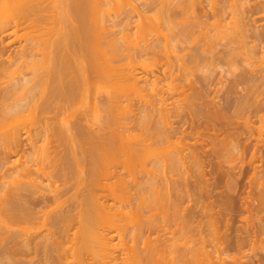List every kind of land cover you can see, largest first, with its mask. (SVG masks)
Segmentation results:
<instances>
[{"label": "rangeland", "instance_id": "1", "mask_svg": "<svg viewBox=\"0 0 264 264\" xmlns=\"http://www.w3.org/2000/svg\"><path fill=\"white\" fill-rule=\"evenodd\" d=\"M18 1H20V0H18ZM21 1L18 4H21ZM49 1L50 0H48V2ZM53 1H52V3H48L47 5L52 8L51 10H53V8H54L55 12L51 11L49 9V7L46 9H49V11H51L53 13H58V11L60 10L59 8H60L61 4H59V8L57 6H58V3L62 2V0H58L57 6H56L58 8V10L53 5L54 3L56 4L55 0H53ZM86 1H84V2L87 4ZM92 1H98V0H92ZM113 1L114 2L118 1V4L114 3ZM113 1L112 2L114 5L111 4L112 2L111 3L108 2V4H109L108 6H110V7H105V8H109L108 12L110 13V15L108 17H106V19L108 18L106 23H105V24H107L106 26H103L104 24H102V26L99 25L100 21H98L99 18L97 19L96 16L100 17V15L93 16L94 13H93V15H90L92 13H89L86 11H85V16L80 15L81 17H78V18L76 17V15H79V14H72L71 15L72 17L69 15L70 17L68 16V18L71 20V22L69 21V19L67 17H66L65 21H64L65 18H63V21L65 23L62 22V17L61 16L59 17L58 14H55V15L52 14L53 17H55L54 20H53L52 15H51V18L49 16H48L49 18L46 17L47 15L43 18L42 17L43 15H40L42 12H40V14L37 13V9H39V8H37L39 6L38 3H40L41 1H38V2H36V0L31 1V4H29L30 3L29 0H28V3L25 1L27 4H29L26 7L27 9H30L28 7H30V5H32V2L33 3L36 2V4H33V6L38 5L36 7L34 6V8H36L37 14L36 13H35L36 15L33 14L35 12V10L33 11L34 8L32 6L31 10L33 12L31 13V10H29L30 13L28 15L26 14V18H28L29 15L31 16V14H33V16L31 18L35 17L37 19V18L41 17L43 19H45V18L46 19L42 20L43 22L40 21L41 22L40 24H37V23H39L38 22L39 19L37 21H36V19L34 21L32 19L31 20L29 19L30 21H33L32 23L31 22L29 23L33 27L32 26L30 27L28 24H25V23H28L29 20H27V22L25 21L24 24L23 23L19 24L18 27H15L13 29L15 32H13V34L11 36L12 38L6 37V39L0 43L2 45L6 44V41H8V39H10V43H9L10 45L6 46L5 49L3 50V52L5 53L4 56H7V54H11V53H9V49L11 47L12 48H14V47L20 48L21 46L27 44L26 42H28V40H29V42L32 41L33 44H35V42H36V44L38 46L41 45V47L43 48L46 43L48 46V43H51L53 40H55V37H58L57 36L58 34L63 33V31L65 30V29H63L64 27H66V33H68L67 32L68 30L70 31L71 27H72L71 31H74L76 33V35H74L75 33L69 32L68 33L69 35L68 34L65 35L67 38H68V36H71V37H69L70 42L69 41L68 42H69V44L71 43L70 47L72 50L75 49V51H76V49H78V47L80 45V41H79L80 38H78L77 34L80 37V35L82 33H84V37L86 38V40L88 39L87 41L91 40L93 42V43L89 42V44H87L88 47L85 45V47H84L85 52H83L81 54H79L80 52H78V50L75 52V54H76V55L74 54L75 59L72 58L73 63H71V64H74V62L76 61L75 63L77 65H74V66L72 65L74 68V70H73V68L71 69L73 74L68 76V77H70V80L72 79V77H74V79L72 80L73 82L70 81V83L75 88V89L72 88L75 90L74 91L75 94L77 92V93H80L79 94L80 96H82L81 98H83V101L81 103H78V104L76 103L74 105H71L72 104L71 103V104H69V107L65 106L66 108L62 107V106L60 107L57 104H53L54 106L52 104H50L51 107H49L50 105H48L46 109H45V105H44V107L40 106V107H37L38 109L36 108L35 110H32V111H27V110H25L26 108H24L25 111H23V117H22V120L20 122L13 123V124H10V123L7 124L6 123V127L3 129L4 132L3 131L2 132L3 133L6 132L7 134H9V133L13 134V133L18 132L20 146L17 148L16 151H11L8 153L9 157L7 158L8 159L7 163L4 164V167H2V164H1L2 163L1 161L3 158L1 156V160H0V162H1L0 163L1 164L0 165L1 166L0 167V184H1V182H3L2 183L3 185L2 184L0 185L1 186V188H0V194H1L0 195V208H2V209H0V216H1L0 218H2V216L4 214L5 210L3 211V209H7V208H5V204H6V202H8V199H9V196H7L6 194L5 195L7 197L5 198L4 193H6V190H7L8 191L7 193H9V191H10L12 194L13 191H11L10 188H13L14 185H16V186L18 185V187H19L20 185L22 186L24 184L29 185L32 183L35 184L37 182H41L42 184H39V186L41 188V192L45 193L44 195L53 194L55 192L58 193L60 190H62V193L60 191L59 195L58 194L57 195L59 196V198L61 195L60 199H63V198L64 199L63 200L56 199L55 201H57L58 203L56 202L57 204H56V206H54L53 210H56V208L60 209V207L63 206L62 204L67 206L66 204L70 200V199L68 200L67 197L68 198H74L75 197V196L71 197V194L75 193L74 188H76L77 190H79L80 192L83 193L85 191V189L87 188L86 190H88V187H89L92 191H94L92 193H94L95 197H97L100 194L99 199L102 202L103 201V199H102L103 195L105 194L104 192H102V188H105L104 183L110 179V178L107 179V177H109V175H110L109 174L110 170L114 169L113 164H111L110 160H107V158H106L108 156H116V169H115V171H116V192H118V189L120 188V185L123 182L122 185L126 186V188H128V190H130L129 191L130 200H127L126 198L122 199L119 197V195L118 196L116 195V201L114 203H113V201H111L109 199L107 200V203L114 204V205L115 204L116 205H120V204H123V205L127 204L128 205L129 204V205H132V207H134L135 205H138V204H140L139 206H141L142 203L145 204L147 202V206L148 205L150 206V204H151V206H154V202H155V204L157 203L156 199H157L158 195H160V193H162V195H164L163 194L164 189L166 192L168 190V187L169 188L171 187L170 188L171 191H174L176 187L181 188L182 184H180L181 181H180L179 176H178L180 174L179 169L181 170L182 167H184V166L186 167L187 165H185L184 163H183V165H181L180 161L183 160V158H184L183 162H185L187 159H189V160L191 159V157H189V156H188L189 158L186 157L187 159H185L184 156H186V154H187L186 152H188L186 150H188V148H197V149H200V150H198V152H199V154H201L200 151H201V149L204 148L202 152L203 153L205 152L206 154L204 153V155L202 154V156L201 155L199 156L200 163L201 162L202 163H201V166L199 165L200 168H197V169H200V170L202 169L201 172L199 171V174L204 175L202 177V178H204L203 180H206V181H204V182H206L205 183L206 186L204 184V189L206 187L207 189H205V190H208V191H205L203 189L205 192L203 195L206 197H204L203 195H200L198 193L197 197L200 195L198 198V201L199 202L201 201L200 205H202L203 207H204V203L208 202L209 203L208 206H210L212 208L211 210L210 209L209 210L214 211V212L212 211V214H215L218 212L217 214H215L216 216L214 215V220H215L214 224L217 225L214 227L218 228V229L217 228L216 229H217V231L219 230L220 234L225 233L224 236L226 235L225 236L226 242H225V246H224L225 247L224 252L225 253L227 252L226 254H228V255L232 254L231 256L234 255V256L238 257V259H240V262L243 264H257V262H255V261H257V260H255L256 257L254 255V252H252L250 246L252 245L251 243H252L254 238H255L254 240H256L258 237V240H256V242H259V240H260L259 238L260 237L262 238V236L264 237V234L262 232H260V230H259V229H261V231H263L264 228H259L256 225L257 220H259V219L264 220V190H263V188H261L262 191H261V189H259L261 191V193L258 189L257 190L259 191V193L257 190L255 191L254 189L257 187L251 185L250 180L253 179L252 182L257 181V184L258 183L264 184V139H263L264 138V125L262 124V123H264V120H263L264 119V110H263L264 104H263V102H261L262 100L259 101L262 103L259 106H261V107L263 106V108L260 107V109L263 110L262 112L260 110L259 113H256V111H254V109H252L253 106L251 109L249 108L250 110L245 112V110L248 109L247 108L248 106L246 105V107L245 106L242 107L243 106L242 104H244L246 99L244 100V98H243L244 102L242 103L241 97H244L243 96L244 92H247V90L244 88L246 85V82L244 83L245 85L241 83L243 81L237 82V80L240 79V76H242V71L245 72V70L248 69V67L251 68V66H249L250 64L248 65L249 61H246V60L250 59V62H251V60H253L255 58V60H253L255 62L253 65L255 67L254 68L255 72L259 67H260L259 69L260 70L262 69L264 72V68H262L264 66V46H263V49L261 50L262 52L259 51L261 53H258L257 56L254 55L253 59L250 57H248L249 59H246L247 56L244 55L245 56L244 57L242 55L243 53H241V51L239 50L240 48H246L245 46L242 47L243 44L245 43L244 45H247L251 42L250 40L253 39L252 31L250 33H248L245 30V33H244L243 29H245V28L242 29L241 28L242 26L241 27L239 26L240 23L244 24V22H242L244 18L241 19L242 21L238 20L239 18L243 17V15L245 16V14H242V13L246 12L247 7H249V6H247L248 4H250V6L252 5V3H250L251 0L250 1H248V0H179L178 2H176L177 0H170V1L169 0H164V1L163 0H156V1L155 0H141L142 2L140 0H138V1L137 0H134V1L133 0H116V1L113 0ZM125 1H127V2H125ZM232 1H233V5L236 4V5H234L235 8L233 7V5H231ZM234 1H236V2H234ZM254 1L257 2L256 0H253V3H254ZM260 1L258 0L257 4H259L258 6L262 5L261 7L263 9H261V7H259V10H261L260 11L261 13L257 12V14H255V17L257 19L256 24L259 27H262V32H263L264 26H262V25L264 24V15H263V17L261 15L264 14V0L263 1L260 0ZM14 2L9 1L8 4L11 7L13 6V4H15V6H17L16 1H14ZM43 2L42 3L46 5L47 2L46 1H43ZM67 2H69V1L65 0L62 3H64L66 5ZM90 2L91 1L88 0L89 4H90ZM130 2L132 5L130 4ZM132 2L134 3V6L137 7L136 9L138 11L135 8H133L134 6H133ZM26 3L22 4L19 7L17 6L18 9H16V11H18V10L20 11L22 8H24L25 6H23V5H26ZM42 3H40V5ZM91 3H93V2H91ZM126 3H128V4H126ZM175 3H177V4H175ZM50 4H52L54 7H52ZM89 4L87 6H89ZM110 4L113 5L114 8L116 7V11L113 10V7H112V10H110V8H111ZM166 4H169V5H166ZM63 5H61V8ZM67 5H68V3H67ZM157 6H161V7H157ZM164 6H166V8ZM167 6H168V8H167ZM245 6H246V8H245ZM253 6H254V4H253ZM253 6H251V7H253ZM64 7L65 6H63V8ZM131 7L133 8V11H137V12H133V11L131 12V10H132ZM251 7H249L250 11L252 10ZM19 8H21V9H19ZM26 8H24V10H27ZM128 8L130 11L128 10ZM162 8H163V10L165 9L166 13L169 11L170 12V14L168 13L169 15L172 16V14H173L171 20H173L172 21L173 24L175 21L176 25H172V23L169 24L170 22L168 23V19L166 22L169 25H167L166 22L165 23L167 26H165V25L163 26V24L161 26L158 25V23H160V21H158V20H160L159 17H161V19H162V15L165 13L164 11H162ZM216 8L219 11L216 10ZM233 8L236 10V11L234 10L235 12L233 11ZM14 9H15V7H13L12 11L11 10H9V11L10 12L14 11L13 14L17 13ZM40 9L42 11V6L40 7ZM93 9L91 8V11ZM146 9H148V10H146ZM242 9L243 10L246 9L245 12H242L243 11ZM85 10L89 11V9H85ZM140 10H142V11H140ZM221 10H222V12H221ZM23 11L21 12L22 17L25 14V12L23 14ZM49 11L46 10L45 12H43V14L49 15V13H50ZM64 11H65V8H64ZM171 11H172V13H171ZM114 12H116V13H114ZM159 12H160V14H159ZM237 12H239V13H237ZM126 13H129L130 16H129V14H126ZM234 13H236V14H234ZM68 14H69V11H68ZM73 15H74V19H73ZM234 15H235V17H234ZM166 16H167V14H166ZM193 16H195V17H193ZM236 16H238V19H235V18H237ZM128 17L129 18L131 17V19H129ZM188 17L190 19H188ZM103 18L105 19V17H103ZM103 18L100 17L101 23L102 22L104 23ZM125 18H126V20H125ZM167 18H169V17H167ZM198 18H200L201 20H199ZM58 19H60V21ZM78 19L80 21L83 20V22H82L83 24H81L80 21L78 22ZM155 19L157 20V22ZM175 19H177V20H175ZM194 19L199 20L200 22L198 21V23H197V21H195ZM233 19H235V20H233ZM14 20L15 19L13 18V19L9 20V22L10 21L12 22ZM22 20L23 19L19 20V22ZM114 20H115V22H114ZM128 20H131V21H128ZM191 20L194 22H192ZM236 20H238V22H239L238 25H235V24H237ZM235 21H236V23H235ZM259 21L260 22L262 21L263 23L260 24V23H258ZM33 23L34 24L36 23L37 26H34ZM63 23H64V25H63ZM199 23H200V25H199ZM78 24H81L80 26L83 25L84 26L83 29H85L87 27L84 31L82 30L83 32L81 34L79 31L77 32V29H76L79 27ZM233 26L236 28H233ZM8 27H10V26H8ZM185 27L187 30L185 29ZM238 27L240 28V30L242 29L241 30L242 32L240 31V33H239ZM232 28H233V30H232ZM54 29H55V31H54ZM61 29H63V30H61ZM74 29H76V30H74ZM79 29L81 31V27ZM150 29H151V31H150ZM58 30H59V32L57 33ZM109 30L111 31V35H109V33H110ZM207 30H208V32H207ZM9 31H11V30H9ZM229 31H231V32H229ZM233 31L235 32V34H232ZM225 32L227 34H229V33L232 34L233 38H230L232 36L227 37V35L226 36L224 35L227 39L224 38L223 34H226ZM246 32H247V34L251 35L250 36L251 39L249 37V41H248V35L246 34ZM107 34H108V36H106ZM86 35H88V36H86ZM214 35L215 36L217 35V37H215ZM235 35H237V36H235ZM176 36H178V39ZM208 36H209V39H208ZM66 37L63 36V38H66ZM172 38L174 40L176 39L177 42H175ZM179 38H181V39H179ZM223 38H224V40H223ZM228 38H230L229 41H228ZM183 39H184V41H183ZM231 39H232V41H230ZM34 40H35V42H33ZM109 40H111V41H109ZM113 40H115L116 42ZM225 40H227L228 45H227V43H225ZM106 41H108V42H106ZM152 41H153L154 45H155V43H157V46L153 47ZM158 41H159V43H158ZM179 41H180V43H179ZM42 42L43 43L45 42V43L43 44ZM113 42L116 43V44H114V46L116 45V48L114 46H112L113 47V49H112V47L110 45L111 44L113 45ZM168 42H169V44H168ZM174 42L177 44H175ZM182 42H183V45H181ZM237 42H239V43H237ZM206 43L208 45H206ZM232 43H233V45H232ZM235 43H236V45H235ZM73 44L78 45V46L74 47ZM229 44H231V45H229ZM38 46L35 45V48ZM72 46H73V48H72ZM173 46L174 47L176 46V47L174 48ZM41 47H39V48H41ZM86 47H87V49L85 50ZM229 47H230V49H232V48L234 49L235 47L236 48L239 47V49H237L238 51L236 50V48L234 50H235V53L240 52L241 54H239V53L238 54L242 58L240 59V57L238 55H236L237 57L230 58L228 56L229 54H226V55L223 54V53H226L228 50H230ZM203 48H206V50H204ZM37 49L33 50L32 53H34ZM115 49H116V51H115ZM40 50H44V49H40ZM110 50H113V51L111 52ZM202 50H204V51H202ZM37 51L39 52V50H37ZM37 51L35 53L37 55H34L35 57L33 56L32 59H34V61L33 60L32 61L35 62V60H37L38 63L44 65V63H42L45 61V60L43 61L44 55L41 54L42 55L41 56L40 53L38 54ZM243 52L246 53L245 49ZM208 54H211V56ZM222 54H223V56H222ZM205 55H208V56L205 57ZM214 55H216V56L214 57ZM76 56H78V57H76ZM83 56H84L85 60L82 58ZM218 56L220 57V59ZM225 56H228V58L231 61L226 57L227 61L225 62L224 61L225 59H222L223 57L225 58ZM231 56H232V54H231ZM41 57H42V59H41ZM190 57H194L192 59L193 60L195 59L194 60L195 62ZM210 57H211V59H210ZM243 57H244V59H243ZM39 59H40V61L42 60V62H39ZM85 61L87 63L84 64ZM228 61H230V62L227 63ZM35 63H37V62H35ZM38 63L36 64L38 67L42 66L40 64H39L40 65L39 66ZM82 63H83V66H82ZM195 63H196V66H195ZM80 64H81V66H80ZM86 66H88V68ZM77 67L78 68L80 67L79 70ZM91 68H94V69H91ZM244 68H245V70H244ZM80 70H81L82 74L85 76H80L81 75ZM93 71H98V72L96 73ZM251 71L253 73H255L253 70H251ZM263 72L261 73L262 75H264ZM181 74H183V75H181ZM245 74H246V72L244 73L243 79H242L244 81H245V78H244ZM133 75L135 77H138V81H137L138 83L137 84H139L138 85L139 87H138L137 92H134V90H132L129 86L130 82H131L130 77H132ZM237 75H239V76H237ZM204 76H207V78ZM76 77L78 78V80ZM182 77H184V78H182ZM203 77L206 80L205 82H204ZM177 78H179V79H177ZM193 78H195V79H193ZM202 78H203V81H202ZM208 78H209V81H208ZM50 79L52 80V78H50ZM50 79H48L49 82H50ZM232 79H233V81H232ZM235 79H236V81H235ZM56 80L57 79L53 78V81L48 83V87L50 85L51 88L53 86V89H55L56 87H57L56 89L61 88L64 81L62 83V81L57 80L58 84H59L58 85L57 82H55ZM74 80H75V82H74ZM180 80H182V81H180ZM194 80H196V81H194ZM190 81H192V83ZM200 81L203 82L204 84L201 83ZM73 83H74V85H73ZM42 84H44V82H42ZM76 86H78V87H76ZM190 86H191V88H190ZM197 86H198V88H197ZM202 87L206 88V90L204 88L202 90L201 89ZM262 87H263V89H262ZM262 87H259L258 89L260 91H261V89L264 91V84H262ZM76 88H77V90H76ZM227 88H228V90H227ZM37 89H38V92L36 90V93H39L40 87ZM41 89H43V88H41ZM258 89L257 90L255 89L254 91H258ZM227 91H229V92H227ZM260 91H258V92H260ZM202 92L205 94L202 95ZM258 92L256 94H255V92L253 93V94H255L256 99L259 97ZM192 93L194 95H192ZM188 94H190L191 97ZM186 95H188V96L186 97ZM259 95L261 96V93ZM194 96L196 97V99L193 98ZM239 97L241 98V100H239L240 99ZM261 97L263 99L264 96L262 95ZM261 97H260V99H261ZM187 99L191 100L192 103H190V104L184 103L186 101L190 102ZM232 100H234V101H232ZM178 101H180V102H178ZM235 101H237V102L239 101L240 104H238L239 102L234 103ZM263 101H264V99H263ZM254 102H256V100ZM182 103L184 104L183 105L184 107L182 106ZM185 104H187V105L185 106ZM180 106H181V108H180ZM240 107H242V109L243 108L244 109L241 110V109H239ZM234 108H237V110H235ZM59 109H61V110H59ZM224 110H226V111H224ZM177 111H178V113H177ZM215 112L217 113V119H215L216 118ZM231 113L233 115H231ZM260 113H262L263 115ZM213 115H214V117H213ZM225 115H227V116H225ZM261 116L263 117L262 118L263 122L262 121L257 122L259 119L261 120ZM66 118H68V121ZM197 118H198V120H197ZM222 118L226 119V121H224V119H222ZM60 120H61V122H62V120H66V123L68 122L69 125L71 124L70 123L71 121H72L71 125H73V122H75V125H78V127L75 126L76 129H73V130L71 128L70 129L72 130V132L74 131V134H75L74 136H76V135L78 136L77 140H79V142L81 139V138H79V136L82 137V140L85 137H87V139H89V138L91 139V137H92V140L89 139L91 142H93L94 138H96V140H94V141L99 142V144H98V142L97 143L93 142V144L90 143V145L92 146V148L94 147V149H91V147L87 148L86 144H84L83 142L80 143L82 146V149L85 151L84 152L85 154H87L89 151V152H92L94 157L96 156L95 158L101 157L100 160L101 159L103 160L98 165L97 169L94 170V173L92 171V172H90L91 174L90 173L88 174V172L86 173L85 171H83L82 173H85V174H82V173L78 174L77 169H76L77 167L75 168L74 166H72L76 170V173H77V175L75 177L74 175L70 176L71 173L65 174V172H63L64 174H62V171L59 170L60 168H59L58 164L62 162L63 158L65 160V158L67 159L68 156H70V157L72 156L71 155L72 147L67 149V147H70L69 145H71V144H69V143L67 144L66 142H63V140L64 141L66 140L67 142L69 140L66 139V136L64 135V133H63V136H65L64 137L65 139L63 138V136H61L62 134H59L60 131H62V132L66 131L67 130L66 128L69 125H67L68 124L67 123L66 124L67 126L65 127V124H63V123L61 124ZM185 120H187V121H185ZM221 120H222V122H221ZM180 121H181V123H180ZM191 122H192V124H191ZM260 122H262V123L259 124ZM248 123H250V124H248ZM183 124L187 127H185ZM62 125H64L63 126L64 129L61 128ZM180 125L181 126L183 125L182 129H181ZM259 125H260V127H258ZM194 126H196V127H194ZM69 127L74 128L73 126H69ZM163 127L173 129L171 131L172 133L170 131L168 132L169 133L168 135L171 134L170 136L163 135V130H164ZM193 127H194V130H193ZM177 128L179 131L182 130V131H186V132H184L183 134H178ZM186 128H188V129H186ZM60 129H62V130H60ZM13 130H16V131L13 132ZM174 131L176 132L175 133L176 135L173 134ZM238 131L241 132L240 133L241 136H239ZM2 132L0 134H2ZM179 133H181V131ZM186 133H187V135H186ZM233 133H235V134L233 135ZM12 134H9V136H7V137L10 138V135H12ZM180 135H182V137ZM226 136L229 139L226 138ZM233 136H235V137H233ZM236 136H238V137H236ZM61 137L63 138V140ZM240 137H241V139H240L241 142L246 140V137H247V140H246L247 143H245V144H248L249 146L245 145L243 143L244 144L243 146L244 147L246 146L244 148L242 146V144L241 145L238 144L241 142H234L235 140L237 141L238 138H240ZM235 138H237V139H235ZM217 139H218V141H217ZM252 139H254L256 141H254ZM85 140H84V142H85ZM210 141H211V143H210ZM229 141H230V143H229ZM231 141L233 143H235L234 146H232L233 143ZM219 142H220V144H219ZM94 143H96V144H94ZM226 143L228 145H226ZM183 144L186 147L188 146V148L186 149V147ZM215 144H217V146ZM87 145H89V144H87ZM256 145H257V147H256ZM78 146H80V145L78 144ZM199 146L201 148H198ZM225 147H227L228 150L232 147H236V148L239 147V148H238V150H235L236 148H234L235 154L234 153L231 154L233 149H230V151H228L227 148H225ZM181 148H183L184 150H182ZM222 148H225V150L228 151L231 156H234L235 157L234 160H232V158L227 159L228 158V157H226L227 152H225V150L223 151ZM69 149H70V151H69ZM78 149H79V147H78ZM178 149H180V150H178ZM205 149H207V150H205ZM66 150L69 152H67ZM211 150L212 151L214 150V151L212 152ZM177 151H181V153L182 152H184V153L181 156V155H179V152H177ZM175 153H176V155H175ZM220 153H221V155H220ZM67 154H68V156H67ZM212 154H213V156H212ZM93 155H91V156H93ZM58 156H60V160L58 159L59 158ZM102 156H104V158H102ZM76 157L81 158L80 154ZM167 157L170 160L167 159ZM218 157L219 158L223 157L222 161H221V158L219 159ZM224 157H226V158H224ZM241 157H242V159H241ZM173 158H175V160H171ZM56 159H58L59 161ZM179 159H180V161H179ZM225 159H226V161H225ZM53 160L56 161V163L53 162ZM168 160L171 162L172 166L169 165L170 163ZM227 160H229V161L231 160V161L227 162ZM48 162H50V163H48ZM52 162L54 164H56L57 167L54 168V166H53L54 164ZM186 163L188 164V161ZM47 164H49L51 167ZM174 164L175 165L177 164V165L175 166ZM250 164H251V166H250ZM230 165H232L233 167ZM45 166H47V167H45ZM48 166H49V168H48ZM60 166H62V164ZM43 167H44V169H43ZM189 167H190V165H189ZM254 167H256V168H254ZM52 168H53V170H55L56 168H59L58 169L59 172L56 171L57 173L54 172V174H53V172H52L53 170H52L49 173L50 174L52 173L53 177L48 178V177H51V175H49V174L47 175L43 172L48 173L49 170H47V169H52ZM190 168H191V170H189L190 172L188 173V175L190 174L192 176V174L194 172H196V176H198L197 175L198 170H196V169L192 170V167H190ZM219 168H221V169H219ZM19 169L22 170L23 172L19 171ZM83 169H84V167H83ZM186 169H187V167L185 168V170ZM6 170L9 171L11 175L8 174L9 172H6ZM43 170H46V171H43ZM62 170L64 171L63 168H62ZM222 170H223V172H222ZM191 171H193L192 174H191ZM41 172L43 173L44 176L42 175ZM66 172H67V169H66ZM72 172H73V170H72ZM103 172L105 173L104 175L106 177L101 176ZM255 172H257V174ZM39 173H41V174H39ZM93 174H94V176H93ZM254 174H255L256 178L258 177L259 180H257L256 178L254 180ZM38 175H39V177H37ZM65 175H67V177ZM78 175H80V176H78ZM189 176H187L188 179L192 178L193 182L195 181V179H198V178H199L198 180H202V179H200V177H196L194 175L193 176L196 178L193 180V177L190 176L191 177L190 178ZM88 177H89V181L87 180ZM91 177H92V179H90ZM94 177H95V179H94ZM77 178H78V180L81 179V181L80 182L77 181L76 180ZM169 179L171 181H169ZM174 179H177V181L176 180L174 181ZM71 180L73 183L71 182ZM198 180H196V181H198ZM17 181L20 184H16ZM98 181H100V185L96 183ZM172 182L175 184V186H174V184L172 185ZM255 183L256 182H253L254 185H255ZM72 184H73V186H72ZM85 184H86V187H85ZM143 184L145 185V187ZM150 184H151V186H154V187H151ZM176 184H177V186H176ZM179 184H180V186L178 187ZM208 184H210V185L208 186ZM263 184H261V185L264 186ZM64 185H66V186L69 185L68 187H70L72 189V191L69 189L70 190V192H69V190H67L66 186L64 187ZM140 186H143V189L145 188L144 190L146 193L144 192V190ZM165 187H167V188H165ZM189 187H190V185H189ZM63 188H65L67 191H65V190L63 191ZM99 188L101 189V191H99ZM150 188L152 190H150ZM159 188H162L163 190L161 189L162 191H160ZM190 188L192 189V186ZM56 189L58 191H55ZM44 190L46 192H44ZM149 190L150 191L154 190L155 191V192L153 191L154 194L157 192L156 195L152 196L155 199V200L153 199L154 201L152 203H151L152 197L150 195H152L153 192L150 193L149 196H147L148 193L150 192ZM196 192L197 191L194 192L195 195L197 194ZM201 192H202V190L200 191V193ZM211 192H212V194H211ZM65 194H67V195H65ZM194 194H193V197L195 196ZM257 194H259V195H257ZM38 195H40V194H38ZM139 195H140V198H139ZM145 195H146V197H145ZM215 195H216V198H215ZM62 196H64V197L62 198ZM79 196L80 195H78L77 197H79ZM190 196H191V194H190ZM217 196H218V198H217ZM255 196L257 198L254 199ZM42 197H43V195H42ZM143 197H144V199H143L144 201L147 200V198H149V199L144 202L141 199ZM201 197L203 198V200H201L202 199ZM38 199L32 198L31 201L33 200V202H30V201H27V202L35 204L36 202H34V201H37L38 203H36L35 205L33 204L34 206H32V207H36L37 211H41L44 206H41V203L43 205V202L41 201V203H40V201ZM66 199L68 201H65ZM99 199H98V201L100 202ZM150 199H151V201L149 203ZM186 199H188V198L186 197ZM186 199L184 198L183 201H186ZM204 199H205V202L202 204V201H204ZM74 201H75V199H74ZM98 201L94 200V202H96L97 204H100ZM2 202H3V204H2ZM9 202H11V200ZM187 202L189 203L188 200H187ZM199 202H197L198 205H199ZM46 203H47V206L44 207L45 209H44L43 213L39 212V214H37L35 216L36 218L33 222H36V223H33L31 221V217L30 218L28 217L29 220L22 222L21 221V219H22L21 210L17 211L19 213L15 212V214L17 216L16 217V216H14L15 214H11L12 211L14 212L12 206H11V209L8 210V211H11L10 213L6 210L7 213L5 212V214H4V216L7 215V216H5L6 218L3 216L4 218L0 219V223L2 222L3 226H4V229H3V226H1L2 228H0V231H1V229H3L2 234L0 236V240H1V237L3 240H1L0 244H2V242L4 241V237H5V239H6V237H8L9 239L11 237L15 240H18L19 237H17V238H14V237H16V235L18 236V234H20V232H21V234H23V237H25L27 234L30 235V233L33 234L34 233L33 231H38V230H39L38 235L41 236V235L45 234L46 233L45 228H48V224H47L48 220L46 219L44 212L46 211V208L48 209L47 212L51 211L52 207H53L52 204H55V202L51 203V201L47 200ZM69 203H71V200L69 201ZM182 203H183L182 206L183 205H187V206L191 205L190 203L189 204H186V203L184 204V202H182ZM205 204H207V203H205ZM3 205H4V208H3ZM9 205H11V204L9 203ZM59 205H60V207H59ZM73 205H74V203L73 204L71 203V205L69 204V206H67V207L72 208ZM75 205H77V204L75 203ZM195 205L197 206V204H195ZM200 205H199V207H200ZM39 206H41V207H39ZM65 206H63L64 209H65ZM144 206H142V207H144ZM155 206H157V205H155ZM206 206L207 205H205V207ZM67 207H66V209H67ZM210 207H208V208H210ZM182 208L185 209L186 207L185 208L182 207ZM197 209H198V207H197ZM206 209L203 211L207 212L208 209L207 210ZM195 210L196 209H194V211ZM219 213H220V215H219ZM8 215H10L9 217L11 218V221L13 219V221L15 223H12V222H10L9 219H7ZM40 216L42 218V221L39 220L41 218H37ZM23 217H25V216H23ZM26 217H25V219H27ZM15 218H16V220H18V222L15 220ZM245 219L247 220V222ZM4 220H7V221L5 222ZM8 220H9V222H8ZM45 220H47V221L44 222ZM2 223L0 225H2ZM253 224H254V226H253ZM223 225H224V227H223ZM30 226L32 229H34L33 231H31ZM7 227H8V229H7ZM26 227H27V229H26ZM252 227H254V228H252ZM257 228H259V229H257ZM28 229L30 230V233H27V232H29V231H27ZM15 233H16V235H13ZM5 234H6V236H5ZM9 235H13V236H9ZM40 236H38V237L40 238ZM23 237L21 236L20 239ZM6 243H7V241H6ZM32 250H34V249L31 248V250H29L28 254H26L27 257H25V259H24V257H22L20 255L16 256V258H20V259L22 258V260L24 259L25 261L28 260L29 263L31 260V263H33V264H37L38 262H39L38 264H42L46 261V260L44 261L45 256L43 257L44 252L40 253V250H42V249H40L38 251L39 253H37V252L34 253ZM0 252L2 253V254L0 253V259H1L0 262H2V260H3L4 264H6L7 262H8L7 264H12L10 262L11 259L7 260L6 257H3V255H6L7 253L3 254L2 250ZM118 255L119 254L117 253V256ZM36 257H38L39 260ZM41 257L43 259H41ZM254 257H255V259H254ZM70 258H69V260H70ZM5 261H6V263H5ZM44 264H48V262L44 263Z\"/></svg>", "mask_w": 264, "mask_h": 264}, {"label": "bare ground", "instance_id": "2", "mask_svg": "<svg viewBox=\"0 0 264 264\" xmlns=\"http://www.w3.org/2000/svg\"><path fill=\"white\" fill-rule=\"evenodd\" d=\"M8 1V2H7ZM9 1L10 2H14V1H16V5L19 7V6H21L22 4H25L26 2L28 3V0H20L21 1V4H18V3H20V1H18V0H0V43L1 42H3L5 39H6V37H11L12 36V34H13V32H15L13 29L15 28V27H18L19 26V24H24L25 23V21L27 22V20H35L36 18L35 17H33V18H31L32 16H33V14L34 15H36L37 13L38 14H40V12H42L40 15H43L42 17L44 18L46 15V17H50L51 18V15L53 14V15H55V14H58V16L60 17H62V22H64L65 20H66V17L68 18V16L70 15H72V14H79V15H76V17L78 18V17H81V16H85V11L86 12H89V13H92V14H90V15H93V13H94V15L93 16H96V15H100V17H105V19L103 18V20H104V23L102 22L101 23V20H100V17L99 16H96L97 17V19L99 18V20L98 21H100L99 23V25L100 26H102V24H104L103 26H106L107 24H105L106 23V21H107V19H106V17H108L109 15H110V13L108 12L109 10V8H105V7H110V6H108L109 4H108V2H112L113 0H98V1H92V0H89V1H91V2H93V3H91L90 2V4L88 3V0L86 1V0H67V1H69V2H67L68 3V5H67V3H66V5L64 4V3H62L63 1H65V0H62V2H60V3H58V0L56 1L55 0V2H56V4L54 3L53 5L56 7L57 6V3H58V8H59V4H61V5H63V6H65L64 8H65V11H64V8H63V6H62V8H61V5H60V10L58 11V13H53V12H55V10H54V8H53V10H51L52 8L51 7H49L47 4L48 3H52V1L53 0H50L49 2H48V0H36V2H38V1H41L40 3H42L43 1H46L45 3H46V5L45 4H41L40 5V3H38V5L41 7L42 6V11H41V9H40V7L38 6V5H34L35 7L36 6H38L37 8H39V9H37V13H36V8H34V6H33V4H36V2H32V5H30V7H28V8H30V9H27L26 7L29 5V4H31V1H35V0H29V4H27L26 3V5H23V6H25L24 8H26L27 10H24V8H19V9H21L20 11L18 10V11H16V9H18V7L17 6H15V4H13V6L11 7L8 3H9ZM18 1V2H17ZM71 1V2H70ZM84 1H86L87 2V4L85 3H83ZM116 1V0H115ZM134 1V0H133ZM138 1V0H137ZM141 1V0H140ZM156 1V0H155ZM164 1V0H163ZM170 1V0H169ZM179 0H177L176 2H178ZM248 1H250V0H248ZM257 2H255L254 1V3H253V0H251L250 1V3H252V5L251 6H253V4H254V8L253 7H251L250 6V4H248L247 6H249V7H251L252 8V10L250 11L249 10V7H247V10H246V12H245V10H243L242 12H245V13H242V14H245V16L243 15V17H241V18H239L238 19V16H236L237 18H235V19H238L239 21H242L241 19H243V21L242 22H244V24L243 23H240V27L243 29V28H245V29H243V31H244V33H245V30L248 32V33H250L251 31H252V33H253V39L252 40H250L251 42L249 43V44H247V45H244L243 44V46L242 47H246V48H240L239 49V47L238 48H236V50L237 49H239L240 51H241V53H243L242 55L244 56H247V58L246 59H249L248 57H250V58H254V55L255 56H257V54L258 53H261L262 51V49H263V46H264V29H263V32H262V27H259L257 24H256V22H257V19H256V17H255V14H257V12H260L261 10H259V7H261L262 5H260V6H258L259 4H257L258 3V0H256ZM260 1V0H259ZM263 1V0H262ZM54 2V1H53ZM114 2V1H113ZM113 2L111 3V4H113ZM125 2H127V1H125ZM129 2V1H128ZM142 2V1H141ZM144 2V1H143ZM234 2H236V1H234ZM261 2V1H260ZM15 3V2H14ZM114 3H117L118 4V1L117 2H114ZM133 3V2H132ZM140 3V2H139ZM151 3V2H150ZM169 3V2H168ZM195 3V2H194ZM238 3V2H237ZM262 3V2H261ZM260 3V4H261ZM89 4V6H87ZM110 4V5H111ZM126 4H128V3H126ZM130 4H131V2H130ZM154 4V3H153ZM175 4H177V3H175ZM174 4V5H175ZM179 4V3H178ZM189 4V3H188ZM45 5V6H44ZM52 7H54L52 4H50ZM114 5V4H113ZM113 5H111V8H110V10H112V7H113V10L114 11H116V7L114 8V6ZM124 5V4H123ZM132 5V4H131ZM130 5V6H131ZM145 5V4H144ZM166 5H169V4H166ZM181 5V4H180ZM231 5H233V1H232V4ZM234 5H236V4H234ZM234 5H233V7H234ZM33 6V11L35 10V12L33 13V14H31V16L29 15L28 16V18H26V14L28 15L29 13H30V11L29 10H31V7ZM44 6V7H43ZM69 6V7H68ZM86 6V7H85ZM93 6V7H92ZM116 6V5H115ZM133 6H134V3H133ZM132 6V7H133ZM162 6V5H161ZM161 6H157V7H161ZM178 6V5H177ZM189 6V5H188ZM192 6V5H191ZM13 7H15V11L17 12V13H14L13 14V12H10L9 10H13ZM49 7V9L51 10V11H53V12H51V11H49V9H46V8H48ZM56 7V8H57ZM129 7V6H128ZM131 7V8H132ZM155 7V6H154ZM165 8H166V6H164ZM222 7V6H221ZM45 8V9H44ZM58 8H57V10H58ZM91 8L93 9L92 11H91ZM121 8V7H120ZM119 8V9H120ZM130 8V9H131ZM133 8H137V7H133ZM133 8H132V10H131V12L133 11ZM167 8H168V6H167ZM187 8V7H186ZM191 8V7H190ZM235 8V7H234ZM233 8V11L235 10ZM245 8H246V6H245ZM250 8V9H251ZM85 9H89V11H87V10H85ZM134 9V10H135ZM143 9V8H142ZM155 9V8H154ZM157 9V8H156ZM232 9V8H231ZM254 9V10H253ZM261 9H263L262 7H261ZM46 10H48L50 13H49V15L48 14H43V12H45ZM128 10H129V8H128ZM137 10V9H136ZM144 10V9H143ZM146 10H148V9H146ZM158 10V9H157ZM216 10H218L217 8H216ZM23 11V14H24V12H25V14H24V16L22 17L21 16V12ZM32 10H31V13L33 12ZM68 11H69V14H68ZM91 11V12H90ZM130 11V10H129ZM138 11V10H137ZM137 11H133V12H137ZM140 11H142V10H140ZM159 11V10H158ZM162 11H164L165 13H166V11H165V9L163 10V8H162ZM219 11V10H218ZM236 11V10H235ZM234 11V12H235ZM241 11V10H240ZM8 12V13H7ZM111 12V11H110ZM128 12V11H127ZM161 12V11H160ZM160 12H159V14H160ZM221 12H222V10H221ZM226 12V11H225ZM36 13V14H35ZM48 13V12H47ZM114 13H116V12H114ZM125 13V12H124ZM163 14L162 15V19H161V17H159L160 18V20H158V21H160V23H158V25H162L163 24V26L165 25V26H167V25H169V24H171L172 23V21L173 20H171V18H172V16H173V14H172V16L171 15H169L170 14V12L168 11L166 14H167V16H166V14ZM169 13V14H168ZM171 13H172V11H171ZM237 13H239V12H237ZM261 13V12H260ZM259 13V14H260ZM87 14V13H86ZM126 14H129V13H126ZM138 14V13H137ZM195 14V13H194ZM233 14V13H232ZM234 14H236V13H234ZM53 15H52V17H53ZM81 15V16H80ZM225 15V14H224ZM241 15V14H240ZM261 15V14H260ZM263 15L264 14H262L261 16L263 17ZM38 16V15H37ZM69 16V17H70ZM125 16V15H124ZM127 16V15H126ZM129 16H130V14H129ZM161 16V15H160ZM171 16V17H170ZM30 17V18H29ZM48 17V18H49ZM72 17V16H71ZM165 19H164V18ZM167 17H169V18H167ZM193 17H195V16H193ZM199 17V16H198ZM234 17H235V15H234ZM261 17V18H262ZM15 19L14 21H10L9 22V20H11V19ZM43 18H41V17H39V18H37L36 19V21L39 19V23H37V24H40L41 22H43L42 20H45V19H43ZM54 18L55 17H53V20H54ZM63 18H65L64 19V21H63ZM116 18V17H115ZM123 18V17H122ZM127 18V17H126ZM126 18H125V20H126ZM129 18V17H128ZM157 18V17H156ZM177 18V17H176ZM197 18V17H196ZM21 19H23L22 21H20L19 22V20H21ZM69 19V18H68ZM73 19H74V15H73ZM82 19V18H81ZM85 19V18H84ZM129 19H131V17L129 18ZM167 19H168V23L166 22L167 21ZM180 19V18H179ZM188 19H190L189 17H188ZM192 19V18H191ZM199 20H201L200 18H198ZM235 19H233V20H235ZM259 19V18H258ZM28 21V23H25V24H28L30 27L32 26L31 24H29L30 22L32 23L33 21ZM59 21H60V19H58ZM116 20V19H115ZM115 20H114V22H115ZM156 20V19H155ZM164 20V21H163ZM175 20H177V19H175ZM183 20V19H182ZM195 20V19H194ZM199 20H195V21H197V23H198V21ZM238 20H236L237 21V24H235L236 23V21H235V25H238ZM41 21V22H40ZM69 21L71 22V20L69 19ZM80 20L78 19V22H79ZM124 21V20H123ZM128 21H131V20H128ZM190 21V20H189ZM192 21V20H191ZM74 22V21H73ZM81 22V24H83L82 22H83V20L82 21H80ZM156 22H157V20H156ZM167 23V25H166V23ZM178 22V21H177ZM192 22H194V21H192ZM200 22V21H199ZM53 23V22H52ZM60 23V22H59ZM65 23V22H64ZM64 23H63V25H64ZM165 23V24H164ZM179 23V22H178ZM204 23V22H203ZM258 23H263L262 21L260 22H258ZM37 24L35 23H33V25L34 26H37ZM61 24V23H60ZM81 24H78L79 25V27L78 28H76L77 29V32L79 31L80 32V34L87 28L86 26V28L85 29H83L84 28V26L82 27V26H80ZM115 24V23H114ZM128 24V23H127ZM189 24V23H188ZM243 24V25H242ZM27 25V26H28ZM70 25V24H69ZM72 25V24H71ZM116 25V24H115ZM157 25V26H158ZM172 25H176V23H175V21H174V24L172 23ZM178 25V24H177ZM198 25V24H197ZM199 25H200V23H199ZM198 25V26H199ZM234 25V26H235ZM8 26H10V27H8ZM67 26V25H66ZM153 26V25H152ZM187 26V25H186ZM195 26V25H194ZM202 26V25H201ZM233 26V28H236V27H234ZM244 26V27H243ZM261 26V25H260ZM262 26H264V24L262 25ZM33 27V26H32ZM61 27V26H60ZM77 27V26H76ZM81 27V31H80V28ZM113 27V26H112ZM179 27V26H178ZM177 27V28H178ZM207 27V26H206ZM56 28V27H55ZM70 28V27H69ZM72 28V27H71ZM71 28H70V31L68 30L67 32L69 33H75L74 31H71ZM101 28V27H100ZM104 28V27H103ZM151 28V27H150ZM154 28V27H153ZM156 28V27H155ZM169 28V27H168ZM171 28V27H170ZM176 28V27H175ZM182 28V27H181ZM188 28V27H187ZM210 28V27H209ZM208 28V29H209ZM231 28V27H230ZM233 28H232V30H233ZM63 29H65L64 31H63V33H61V34H58L57 36L58 37H55V40H53L51 43H48V46H47V43L45 44V48L43 47H41V45L40 46H38L37 44H36V42H35V40L33 41V42H35V44H33L32 43V41H30L29 42V40H28V42H26L27 44H25V45H23V46H21L20 48L19 47H17V48H10L9 49V53H11V54H7V56H4L5 55V53L3 52V50L5 49V47L6 46H8V45H10L9 43H10V39H8V41H6V44H0L1 46H0V133L3 131L4 132V128L6 127V123L7 124H13V123H18V122H20L21 120H22V117H23V111H25V110H27V111H32V110H35L37 107H40V106H43L44 107V105H45V109L47 108V106L48 105H50V104H57V105H59L60 107L62 106V107H65V106H68L69 107V104H71V105H74V104H78V103H81L82 101H83V98H81L82 96H80L79 94L80 93H77L76 92V94H75V88L72 86V84L70 83V81L71 82H73L72 80L74 79V77H72V79L70 80V77H68V76H70V75H72L73 73H72V71H71V69L73 68V66L74 65H77L75 62H74V64H71V63H73L72 62V58H74V54H75V52L78 50V52H80L79 54H81V53H83V52H85L84 51V47H85V45L87 46V44H89V42H91V43H93L91 40H89V41H87L86 40V38L84 37V33H82L81 35H80V37H79V35L77 34V36H78V38H80V45H79V47H78V49H76V51H75V49H71V47H70V44H69V40H70V38L69 37H71V36H68L69 34L68 33H66V27H64ZM63 29H61V30H63ZM76 29H74V30H76ZM79 29V30H78ZM112 29V28H111ZM185 29H186V27H185ZM184 29V30H185ZM194 29V28H193ZM241 29V30H242ZM9 30H11V31H9ZM16 30V29H15ZM60 30V31H61ZM83 30V31H82ZM148 30V29H147ZM154 30V29H153ZM187 30V29H186ZM235 30V29H234ZM237 30V29H236ZM238 30H239V33H240V28L238 27ZM54 31H55V29H54ZM110 31V30H109ZM108 31V32H109ZM139 31V30H138ZM143 31V30H142ZM141 31V32H142ZM150 31H151V29H150ZM59 32V30L57 31V33ZM207 32H208V30H207ZM229 32H231V31H229ZM242 32V31H241ZM247 32H246V34H247ZM56 33V32H55ZM86 33V32H85ZM226 33V32H225ZM66 34H68L67 36H68V38L65 36ZM113 34V33H112ZM223 34V33H222ZM232 34H235V32L233 31L232 32ZM232 34H223V37L224 38H226L225 36L227 35V37L229 36H232V37H230V38H233V35ZM54 35V34H53ZM72 35V34H71ZM74 35H76V33L74 34ZM109 35H111V31H110V33H109ZM174 35V34H173ZM179 35V34H178ZM206 35V34H205ZM209 35V34H208ZM225 35V36H224ZM248 35V41H249V37L251 36L250 34H247ZM63 36L64 37H66V38H63ZM86 36H88V35H86ZM106 36H108V34L106 35ZM171 36V35H170ZM180 36V35H179ZM215 36V35H214ZM235 36H237V35H235ZM175 37V36H174ZM177 37V39H178V36H176ZM206 37V36H205ZM215 37H217V35L215 36ZM214 37V38H215ZM12 38V37H11ZM52 38V37H51ZM183 38V37H182ZM224 38H223V40H224ZM230 38H228V41H229V39ZM49 39V38H48ZM168 39V38H167ZM166 39V40H167ZM173 39V38H172ZM179 39H181V38H179ZM200 39V38H199ZM208 39H209V36H208ZM221 39V38H220ZM227 39V38H226ZM236 39V38H235ZM250 39H251V37H250ZM72 40V39H71ZM93 40V39H92ZM174 40V39H173ZM205 40V39H204ZM215 40V39H214ZM234 40V39H233ZM69 41V42H68ZM74 41V40H73ZM109 41H111V40H109ZM113 41H115V40H113ZM145 41V40H144ZM160 41V40H159ZM159 41H158V43H159ZM169 41V40H168ZM175 42H177L176 41V39L174 40ZM182 41V40H181ZM183 41H184V39H183ZM210 41V40H209ZM230 41H232V39L230 40ZM237 41V40H236ZM38 42V41H37ZM106 42H108V41H106ZM116 42V41H115ZM115 42H113V45L111 44L110 46L112 47V46H114V44H116ZM161 42V41H160ZM174 42V43H175ZM201 42V41H200ZM211 42V41H210ZM39 43V42H38ZM43 43V42H42ZM45 43V42H44ZM43 43V44H44ZM95 43V42H94ZM164 43V42H163ZM167 43V42H166ZM173 43V44H174ZM179 43H180V41H179ZM202 43V42H201ZM225 43H227V40H225ZM234 43V42H233ZM233 43H232V45H233ZM237 43H239V42H237ZM248 43V42H247ZM145 44V43H144ZM152 44H153V41H152ZM168 44H169V42H168ZM175 44H177V43H175ZM35 45L36 46H38V47H36L35 48ZM69 45V46H68ZM93 45V44H92ZM160 45V44H159ZM164 45V44H163ZM166 45V44H165ZM181 45H183V42H182V44ZM205 45V44H204ZM206 45H208L207 43H206ZM213 45V44H212ZM227 45H228V43H227ZM226 45V46H227ZM229 45H231V44H229ZM235 45H236V43H235ZM242 45V44H241ZM43 46V45H42ZM73 46L75 47V46H78V45H74L73 44ZM73 46H72V48H73ZM151 46V45H150ZM154 46H157V43H155V45L153 44V47ZM177 46V45H176ZM175 46V47H176ZM210 46V45H209ZM39 47H41V48H39ZM88 47V46H87ZM87 47L85 48V50L87 49ZM115 48H116V45L114 46ZM174 47V46H173ZM174 47V48H175ZM211 47V46H210ZM234 47V46H233ZM38 48V49H37ZM234 48V49H235ZM35 49H37V50H39V52H38V54L40 53V55L42 54V55H44V58H43V61L44 62H42V60L40 61V59H39V62H42V63H44V65L43 64H40V63H38V61L37 60H35V62H37L38 63V65L40 64V65H42V66H40V67H38L36 64L37 63H35V62H33L34 61V59H32L33 58V56L34 55H37V54H35L36 53V51L34 52V53H32V51L33 50H35ZM40 49H44V50H40ZM112 49H113V47H112ZM166 49V48H165ZM204 50H206V48H203ZM229 49H230V47H229ZM233 49V48H232ZM230 49V50H228L226 53H223V54H229L228 56L230 57V58H232V57H237L236 55H238L239 57H240V55L239 54H241L240 52H237V53H235V50L233 49ZM244 51V49H245V51H246V53L245 52H243L242 50ZM204 50H202V51H204ZM209 50V49H208ZM111 52L113 51V50H110ZM115 51H116V49H115ZM114 51V52H115ZM200 51V50H199ZM201 51V52H202ZM233 51V52H232ZM238 51V50H237ZM259 51H261V52H259ZM113 52V53H114ZM198 52V51H197ZM88 53V52H87ZM188 53V52H187ZM192 53V52H191ZM239 53V54H238ZM223 54H222V56H223ZM231 54H232V56H231ZM41 55V56H42ZM76 55V54H75ZM85 55V54H84ZM208 55H210L211 56V54H208ZM208 55H205V57L206 56H208ZM194 56V55H193ZM204 56V55H203ZM216 55H214V57H215ZM221 56V55H220ZM228 56H225V58L223 57L222 59H225L224 61L226 62L227 61V59H226V57L228 58ZM244 56V57H245ZM35 57V56H34ZM76 57H78V56H76ZM219 57V56H218ZM244 57H243V59H244ZM83 59H84V56L82 57ZM184 58V57H183ZM187 58V57H186ZM191 59L192 58H194V57H190ZM203 58V57H202ZM208 58V57H207ZM206 58V59H207ZM242 57H240V59H241ZM41 59H42V57H41ZM75 59V58H74ZM81 59V58H80ZM79 59V60H80ZM185 59V58H184ZM188 59V58H187ZM197 59V58H196ZM205 59V60H206ZM210 59H211V57H210ZM219 59H220V57H219ZM229 59V58H228ZM33 60V61H32ZM78 60V61H79ZM85 60V59H84ZM83 60V61H84ZM193 60V59H192ZM195 60V59H194ZM193 60V61H194ZM230 60V59H229ZM253 60H255V58L253 59ZM253 60H251V62H250V59L249 60H246V61H249V63H248V65L249 66H251V68L250 67H248V69H246L245 70V68H244V70H245V72H246V74H245V76H244V78H245V81L244 80H242L243 79V75H244V71H242V76H240V79L239 80H237V82L239 81V82H241V81H243V82H241L242 84H244L245 82H246V85H245V89L247 90V92H244V94H243V96L244 97H241L242 98V103L244 102V100H245V102H244V104H242L243 106L242 107H246V105L248 106L247 108V110H245V112H247L248 110H250L251 108H252V106H253V108L252 109H254V111H256V113H259V111L261 110L260 109V107L261 106H259V105H261L262 103L261 102H263V104H264V101H263V99H264V97H263V99H262V95L264 96V91L262 90L263 89V87H262V84H264V75H262L261 73L263 72V70L261 69H257L256 70V72H255V70H254V61ZM77 61V62H78ZM82 61V60H81ZM190 61V60H189ZM231 61V60H230ZM230 61H228L227 63H229ZM187 62V61H186ZM195 62V61H194ZM201 62V61H200ZM79 63V62H78ZM85 63H87L86 61L84 62V64ZM92 63V62H91ZM89 64V63H88ZM95 64V63H94ZM93 64V65H94ZM186 64V63H185ZM73 65V66H72ZM91 65V64H90ZM79 66V65H78ZM80 66H81V64H80ZM82 66H83V63H82ZM185 66V65H184ZM195 66H196V63H195ZM87 68H88V66H86ZM85 67V68H86ZM78 68V67H77ZM80 68V67H79ZM79 68H78V70H79ZM83 68V67H82ZM189 68V67H188ZM262 68H264V66L262 67ZM91 69H94V68H91ZM73 70H74V68H73ZM77 70V69H76ZM77 70V71H78ZM84 70V69H83ZM251 70H253L255 73H253ZM237 71V70H236ZM235 71V72H236ZM241 71V70H240ZM93 72H98V71H93ZM239 72V71H238ZM80 73H81V75L80 76H85V75H83L82 74V72H81V70H80ZM87 73V72H86ZM234 73V72H233ZM264 73V72H263ZM185 74V73H184ZM207 74V73H206ZM209 74V73H208ZM88 75V74H87ZM136 75V74H135ZM181 75H183V74H181ZM189 75V74H188ZM204 75V74H203ZM185 76V75H184ZM235 76V75H234ZM237 76H239V75H237ZM179 77V76H178ZM186 77V76H185ZM196 77V76H195ZM204 77H206L207 78V76H204ZM203 77V78H204ZM209 77V76H208ZM50 78H52V80L50 79ZM53 78L54 79H57V80H60V81H62V83H63V81H64V83H63V85L61 86V88H59V89H56L55 87V89H53V86H52V88L50 87V85H49V87H48V83H50L51 81H53ZM77 78V77H76ZM84 78V77H83ZM182 78H184V77H182ZM197 78V77H196ZM200 78V77H199ZM203 78H202V81H203ZM239 78V77H238ZM48 79H50V82L48 81ZM130 79H131V82H130V88L132 89V90H134V92H137L138 91V85L139 84H137L138 82V77H135L134 75L132 76V77H130ZM177 79H179V78H177ZM181 79V78H180ZM187 79V78H186ZM193 79H195V78H193ZM55 81V82H57V84H58V81ZM77 80H78V78H77ZM87 80V79H86ZM184 80V79H183ZM191 80V79H190ZM180 81H182V80H180ZM194 81H196V80H194ZM206 80H205V78H204V82H205ZM208 81H209V78H208ZM232 81H233V79H232ZM235 81H236V79H235ZM42 82H44V84H42ZM74 82H75V80H74ZM191 83H192V81H190ZM201 82V81H200ZM61 83V82H60ZM197 83V82H196ZM201 83H203V82H201ZM190 84V83H189ZM198 84V83H197ZM204 84V83H203ZM208 84V83H207ZM241 84V85H242ZM59 85V84H58ZM73 85H74V83H73ZM234 85V84H233ZM57 86V85H56ZM189 86V85H188ZM196 86V85H195ZM204 86V85H203ZM40 87V91H39V93H36V90H37V92H38V89L37 88H39ZM76 87H78V86H76ZM230 87V86H229ZM259 87H262V89H261V91L258 89ZM41 88H43V89H41ZM72 88H74V89H72ZM190 88H191V86H190ZM194 88V87H193ZM197 88H198V86H197ZM203 88L204 87H202L201 89L203 90ZM200 89V88H199ZM205 90H206V88H204ZM257 90L258 89V91H260V92H258V91H254V90ZM76 90H77V88H76ZM194 90V89H193ZM227 90H228V88H227ZM245 90V91H246ZM195 91V90H194ZM198 91V90H197ZM235 91V90H234ZM263 91V92H262ZM205 92V91H204ZM227 92H229V91H227ZM255 92V94L258 92V98L256 99V97H255V94H253ZM191 93V92H190ZM247 95H246V94ZM261 93V96L259 95ZM263 93V94H262ZM78 94V95H77ZM205 93H203L202 92V95H204ZM234 94V93H233ZM188 95H190V94H188ZM188 95H186V97L188 96ZM192 95H194L193 93H192ZM201 95V96H202ZM231 95V94H230ZM232 96V95H231ZM242 96V95H241ZM247 96V97H246ZM190 97H191V95H190ZM198 97V96H197ZM227 97V96H226ZM260 97H261V99H260ZM193 98H195L196 99V97L194 96ZM235 98V97H234ZM238 98V97H237ZM240 98V97H239ZM241 98L239 99V100H241ZM243 98H244V100H243ZM255 98V99H254ZM180 100V99H179ZM183 100V99H182ZM188 101H190V102H184V103H192V101L191 100H189V99H187ZM230 100V99H229ZM236 100V99H235ZM256 100V102H254V101ZM260 100H262L261 102H259ZM227 101V100H226ZM232 101H234V100H232ZM178 102H180V101H178ZM230 102V101H229ZM237 101H235L234 103H236ZM239 102V101H238ZM237 102V103H238ZM225 103V102H224ZM260 103V104H259ZM233 104V103H232ZM238 104H240V102L238 103ZM184 104L182 103V106H183ZM187 104H185V106H186ZM54 106V105H53ZM264 106V105H263ZM263 106L261 107V108H263ZM49 107H51V105L49 106ZM184 107V106H183ZM239 107V106H238ZM242 107H240L239 109H241V110H243L242 109ZM24 108H26L25 110H24ZM66 108V107H65ZM180 108H181V106H180ZM192 108V107H191ZM227 108V107H226ZM250 108V109H249ZM38 109V108H37ZM40 109V108H39ZM63 109V108H62ZM68 109V108H67ZM218 109V108H217ZM235 110H237V108H234ZM59 110H61V109H59ZM65 110V109H64ZM178 110V109H177ZM180 110V109H179ZM192 110V109H191ZM195 110V109H194ZM263 110H264V108H263ZM263 110H261V112L263 111ZM182 111V110H181ZM180 111V112H181ZM222 111V110H221ZM224 111H226V110H224ZM239 111V110H238ZM179 112V113H180ZM235 112V111H234ZM244 112V113H245ZM250 112V111H249ZM177 113H178V111H177ZM216 113V112H215ZM238 113V112H237ZM255 113V112H254ZM260 114H262V113H260ZM209 115V114H208ZM215 115V114H214ZM214 115H213V117H214ZM221 115V114H220ZM223 115V114H222ZM231 115H233L232 113H231ZM257 115V114H256ZM263 115V114H262ZM225 116H227V115H225ZM224 116V117H225ZM229 116V115H228ZM248 116V115H247ZM259 116V115H258ZM257 116V117H258ZM235 117V116H234ZM239 117V116H238ZM241 117V116H240ZM246 117V116H245ZM260 117V116H259ZM58 118V117H57ZM64 118V117H63ZM228 118V117H227ZM250 118V117H249ZM262 116H261V120L259 119L257 122H259V121H262L263 122V120H262ZM67 119V121H68V118H66ZM189 119V118H188ZM215 119H217V113H216V118ZM221 119V118H220ZM222 119H224V118H222ZM248 119V118H247ZM58 120V119H57ZM183 120V119H182ZM197 120H198V118H197ZM219 120V119H218ZM217 120V121H218ZM228 120V119H227ZM65 121V122H64ZM70 121V120H69ZM185 121H187V120H185ZM224 121H226V119H224ZM247 121V120H246ZM193 122V121H192ZM192 122H191V124H192ZM220 122V121H219ZM221 122H222V120H221ZM262 122H260L259 124H261ZM56 123V122H55ZM60 123L62 124H65V127L67 126V125H69V123L67 124L66 123V120H62V122H61V120H60ZM59 123V124H60ZM71 124H72V121L70 122ZM180 123H181V121H180ZM185 123V122H184ZM190 123V122H189ZM67 124V125H66ZM69 125V126H73L74 128H72V127H69V126H67V130L66 131H60L59 132V134H62L61 136H63V133H64V135L66 136V139L67 140H69L68 142L65 140H63V138L65 137V136H63V138H62V140H63V142H66L67 144L69 143V144H71V145H69L70 147H67V149L68 148H71L72 147V152H71V157L70 156H68V154H67V159L65 158V160H64V158H63V160H62V162L61 163H59L60 165L62 164V166H60L58 163V166H59V168H56L55 170H53V168L52 169H47V170H49L48 171V173H46V172H43V173H45V174H49V175H51V177H48L47 175V177L48 178H52L53 176V174H54V172L55 173H57L56 171H58V169L59 170H61L62 171V174H64L63 172H65V174L67 173V174H70V176L71 175H74L75 177H76V175H77V173H76V170L72 167V166H74L76 169H77V172H78V174L80 173H82L83 171H85L86 173L88 172V174L90 173V172H92L93 171V173H94V170L95 169H97V167H98V165L103 161L102 159L100 160V158L101 157H97V158H95L94 157V155L92 154V152H89L88 151V153L87 154H85L84 152V150L82 149V146H81V142H83L84 144H86V147L87 148H90L91 147V149H94V147L92 148V146L90 145V143H92L93 144V142H96V141H94V140H96V138H94V140H93V142H91L90 140H92V137H91V139L89 140V139H87V137H85V138H83V140H82V137L81 136H79V138H81L80 139V142H79V140H77L78 138V136L76 135V136H74L75 134H74V131L72 132V130L73 129H76V127H78V125H75V122H73V125ZM77 124V123H76ZM248 124H250V123H248ZM263 125H264V123H262ZM184 125V124H183ZM182 125V126H183ZM188 125V124H187ZM262 125V126H263ZM57 126V125H56ZM59 126V125H58ZM63 126L64 125H62V129H64L63 128ZM76 126V127H75ZM181 126V125H180ZM182 126H181V129H182ZM185 126V125H184ZM192 126V125H191ZM198 126V125H197ZM185 127H187V126H185ZM184 127V128H185ZM194 127H196V126H194ZM194 127H193V130H194ZM258 127H260V125L258 126ZM72 130H71V129ZM192 128V127H191ZM263 128V127H262ZM15 129V128H14ZM59 129V128H58ZM62 129H60V130H62ZM163 135H167V136H170V135H168L169 133V131L171 132L173 129L172 128H167V127H163ZM186 129H188V128H186ZM175 130V129H174ZM16 130H13V132H15ZM59 131V130H58ZM176 131V130H175ZM173 132V134H175L176 132ZM181 131V133H179ZM178 130V128H177V132H178V134H183L184 132H186V131H182V130ZM235 131V130H234ZM2 132V134H0V160H1V156L3 157L2 158V167H4V164L5 163H7V158L9 157V155H8V153L9 152H11V151H16L17 150V148L20 146V143H19V135H18V132L17 133H9V134H12V135H10V138H8L7 136H9V134H7L6 132L5 133H3ZM12 132V131H11ZM66 132V133H65ZM69 132V133H68ZM188 132V131H187ZM236 132V131H235ZM239 132V131H238ZM76 133V132H75ZM172 133V132H171ZM230 133V132H229ZM240 133L241 132H239V136H241L240 135ZM246 133V132H245ZM177 134V135H178ZM235 133H233V135H234ZM238 134V133H237ZM253 134V133H252ZM256 134V133H255ZM87 135V134H86ZM176 135V134H175ZM186 135H187V133H186ZM222 135V134H221ZM249 135V134H248ZM83 136V135H82ZM85 136V135H84ZM88 136V135H87ZM181 137H182V135H180ZM230 136V135H229ZM232 136V135H231ZM250 136V135H249ZM89 137V136H88ZM180 137V138H181ZM220 137V136H219ZM233 137H235V136H233ZM232 137V138H233ZM236 137H238V136H236ZM243 137V136H242ZM215 138V137H214ZM226 138H228L227 136H226ZM244 138V137H243ZM263 138V137H262ZM65 139V138H64ZM76 139V140H75ZM86 139V140H85ZM223 139V138H222ZM229 139V138H228ZM235 139H237V138H235ZM241 137L240 138H238V140L236 141H234V142H241ZM245 139V138H244ZM255 139V138H254ZM254 139H252V140H254ZM257 139V138H256ZM261 139V138H260ZM264 139V138H263ZM82 140V141H81ZM84 140H85V142H84ZM183 140V139H182ZM216 140V139H215ZM226 140V139H225ZM224 140V141H225ZM243 140V139H242ZM246 140H247V137H246ZM246 140H244V141H242L241 143H238V144H242V146L245 144V143H247V141ZM251 140V141H252ZM262 140V139H261ZM75 141V142H74ZM89 143H88V142ZM217 141H218V139H217ZM222 141V140H221ZM246 141V142H245ZM254 141H256V140H254ZM263 141V140H262ZM261 141V142H262ZM79 142V143H78ZM87 142V143H86ZM98 142V141H97ZM96 142V143H97ZM232 142V141H231ZM253 142V141H252ZM96 143H94V144H96ZM206 143V142H205ZM210 143H211V141H210ZM217 143V142H216ZM229 143H230V141H229ZM233 143V142H232ZM244 143V144H243ZM78 144L80 145V146H78ZM87 144H89V145H87ZM98 144H99V142H98ZM219 144H220V142H219ZM234 144L235 143H233V145L232 146H234ZM256 144V143H255ZM184 145V144H183ZM192 145V144H191ZM214 145V144H213ZM216 146H217V144H215ZM226 145H228L227 143H226ZM245 145H248V144H245ZM251 145V144H250ZM67 146V145H66ZM85 146V145H84ZM95 146V145H94ZM98 146V145H97ZM185 146V145H184ZM203 146V145H202ZM206 146V145H205ZM204 146V147H205ZM236 146V145H235ZM238 146V145H237ZM241 146V147H242ZM249 146V145H248ZM78 147H79V149H78ZM186 147V146H185ZM192 147V146H191ZM213 147V146H212ZM220 147V146H219ZM244 147V146H243ZM242 147V148H243ZM246 147V146H245ZM244 147V148H245ZM252 147V146H251ZM256 147H257V145H256ZM260 147V146H259ZM263 147V146H262ZM178 148V147H177ZM188 148V146L186 147V149ZM198 148H201L200 146L198 147ZM225 148H227V147H225ZM225 148H222L223 149V151L225 150ZM234 148H236V147H232V148H230V149H233V151H232V153L231 154H233L234 153ZM238 148L239 147H237L235 150H238ZM78 149V150H77ZM83 151H82V150ZM182 150H184L183 148H181ZM204 149V148H203ZM203 149H201V151H200V153L201 154H199V152H198V150H200V149H197V148H188V150H186V151H188V152H186L187 154H186V156H184L185 157V159H187V158H189V157H191V161L189 160V159H187L185 162H183V160H184V158H183V160H181L180 161V159H179V161H180V164L181 165H183V163L185 164V165H187L186 167H187V169L185 170V166L184 167H182V171L179 169V171H180V174L178 175L179 176V179H180V181H181V183L180 184H182V186H181V188L179 187L180 186V184L178 185V187L179 188H175V190L174 191H171L170 190V188L168 187V190L165 192V189H164V192H163V194L164 195H162V193H160V195H158V197H157V203L155 204V202H154V206H151V204H150V206L148 205L147 206V202L144 204V203H142L141 204V206H139L140 204H138V205H135L134 207H132V205H127V204H120V205H114V204H110V203H107V200L109 199V200H111V201H113V203L116 201V195L118 196L119 195V197L120 198H122V199H124V198H126L127 200H130V194H129V191L130 190H128V188H126V186H123L122 184H123V182L121 183V185H120V188L118 189V192H116V171H115V169H116V156H108V157H106L107 158V160H110V163L111 164H113V167H114V169L113 170H110V172H109V177H107V179L108 178H110L107 182H105L104 183V185H105V188H102V192H104L105 194L103 195V201L101 202V200L99 199L100 198V194L97 196V197H95L94 196V193H92V192H94V191H92L89 187H88V190H86L85 189V191L82 193V192H80L79 190H77L76 188H74L75 190V193L73 194H71V197H74V198H68L67 197V199L69 200H71V203L73 204L74 203V205H75V203L77 204V205H73V207L72 208H68L67 206H69V204L71 205V203H69V201L66 199L65 201H68L67 202V206H65L64 204H62L63 206H65V209H64V207L62 206V207H60V205H59V207H60V209H58V208H56V210H53V208H54V206H56V204L58 203L57 201H55L56 199H59V200H63L64 198V196L65 195H67V194H65L64 196H62V198L63 199H60L61 198V195H60V198H59V193H60V191H61V193H62V190H60L58 193L57 192H55V193H53V194H49V195H44L45 193H43V192H41V188H40V186H39V184H42L41 182H37V183H32V184H24V185H20L19 187H18V185L16 186V185H14V187L13 188H10L11 189V191H13L12 192V194H11V192L9 191V193H7L8 191L6 190V193H4V196H5V198L7 197V196H9V199H8V202H6V204H5V208H7V209H3V211H4V214H5V212H6V210L8 211V210H10L11 209V206H12V208H13V210H14V212L12 211V213L11 214H15V212H17L18 210L20 211L21 210V212H22V219H21V221L22 222H24V221H26V220H29L28 219V217L30 218L31 217V221L33 222L34 220H35V216L37 215V214H39V212H41V213H43V211H44V207L45 206H47V203H46V201L48 200V201H51V203L53 202H55V204H52L53 205V207H52V210L51 211H49V212H47V208H46V211L44 212V215H45V217H46V219L48 220V222H47V224H48V228H45V234H43V235H38V231H33L34 229H32L31 228V226H30V228H31V231H33L34 233L33 234H31L30 233V230L28 229L27 231H29V232H27V233H30V235H28L26 232V236L25 237H23V234H21V232H20V234H18V236L16 235V233L15 234H13V235H16V237H14V238H17V237H19V239L18 240H15V239H13V238H11L10 237V239L8 238V237H6V239H5V237H4V241L2 242V244H0V251L2 250V252H3V254L4 253H7L6 255H3V257H6L7 258V260L8 259H11L10 260V262L12 263V264H28L29 262H28V260H24L25 259V257H27V255L26 254H28V252H29V250H31V248L32 249H34V250H32L34 253L35 252H37V253H39L38 251L40 250V249H42V250H40V253L42 252H44V254H43V257L45 256V259H44V261L46 260L47 262H48V264H243V263H241L240 262V259H238V257H236V256H231V255H228V254H226L225 252H224V246H225V236H224V234L225 233H221L220 234V232H219V230L217 231V227H214V226H217V225H215L214 223H215V220H214V215L215 214H217V213H215V214H212V211H210L212 208L210 207V206H208L209 205V203L208 202H205V199H204V201H202V204L205 202V203H207V204H205L204 203V207L202 206V205H200V203H201V201L199 202L198 201V198H199V196L200 195H203L205 192H204V190L205 189H207L206 187H205V189H204V184L206 183V182H204V181H206V180H203L204 178H202L204 175H200L199 174V171L201 172V170L200 169H197V168H200L199 167V165L201 166V163H200V160H199V156L201 155L202 156V154L204 155V153L202 152L203 151ZM214 149V148H213ZM220 149V148H219ZM230 149L228 150V148H227V150L228 151H230ZM256 149V148H255ZM177 150V149H176ZM178 150H180V149H178ZM205 150H207V149H205ZM67 151V150H66ZM69 151H70V149H69ZM69 151H67V152H69ZM212 151V150H211ZM214 151V150H213ZM212 151V152H213ZM222 151V150H221ZM222 151V152H223ZM228 151H226L225 150V152H227L228 154H229V152ZM177 152H179V155H181L182 156V154L184 153V152H182L181 153V151H177ZM236 152V151H235ZM257 152V151H256ZM66 153V152H65ZM82 153V154H81ZM181 153V154H180ZM209 153V152H208ZM215 153V152H214ZM217 153V152H216ZM226 153V157H228L227 159H231L232 158V160H234V156H231L230 154V156L228 155ZM80 154V156H81V158L79 157H76V156H78ZM206 154V153H205ZM235 154V153H234ZM70 155V154H69ZM91 155H93V156H91ZM175 155H176V153H175ZM220 155H221V153H220ZM253 155V154H252ZM66 156V155H65ZM172 156V155H171ZM189 156V157H188ZM207 156V155H206ZM212 156H213V154H212ZM254 156V155H253ZM59 158V160H60V156H58ZM178 157V156H177ZM187 157V158H186ZM226 157H224V158H226ZM237 157V156H236ZM240 157V156H239ZM102 158H104V156H102ZM219 158V157H218ZM221 158V157H220ZM219 158V159H220ZM223 158V157H222ZM222 158H221V161H222ZM238 158V157H237ZM58 159H56V160H58ZM167 159H169L168 157H167ZM178 159V158H177ZM218 159V160H219ZM241 159H242V157H241ZM58 160V161H59ZM170 160V159H169ZM168 160V161H169ZM171 160H175V158H173V159H171ZM202 160V159H201ZM217 160V159H216ZM57 161V162H58ZM167 161V162H168ZM178 161V162H179ZM188 161V164L186 163ZM225 161H226V159H225ZM229 160H227V162H228ZM231 161V160H230ZM229 161V162H230ZM53 162H55L56 163V161H54L53 160ZM52 162V163H53ZM182 162V163H181ZM48 163H50V162H48ZM170 163V164H169ZM169 165H171V162L169 161ZM200 163V164H199ZM222 163V162H221ZM0 164V165H1ZM54 164V163H53ZM47 165H49V164H47ZM52 165V164H51ZM56 164H54L53 166H54V168L55 167H57V165L55 166ZM175 165V164H174ZM173 165V166H174ZM177 165V164H176ZM175 165V166H176ZM189 165H190V167H192V170H198V173H197V175L198 176H196V172H194L193 174H192V172L193 171H191V174H192V176L191 177H193V180L196 178V177H200V179H202V180H198V179H195V181L196 180H198V181H192V178L188 175V173L190 172L189 170H191V168L189 167ZM218 165V164H217ZM223 165V164H222ZM234 165V164H233ZM50 166V165H49ZM49 166H48V168H49ZM172 166V165H171ZM230 166H232V165H230ZM250 166H251V164H250ZM1 167V166H0ZM45 167H47V166H45ZM51 167V166H50ZM83 167H84V169H83ZM218 167V166H217ZM233 167V166H232ZM62 168L64 169V171L62 170ZM82 168V169H81ZM173 168V167H172ZM176 168V167H175ZM184 168V169H183ZM189 168V169H188ZM254 168H256V167H254ZM3 169V168H2ZM12 169V168H11ZM43 169H44V167H43ZM46 169V168H45ZM66 169H67V172H66ZM73 170V172H72V170ZM219 169H221V168H219ZM53 170V171H52ZM188 170V171H187ZM4 171V170H3ZM16 171V170H15ZM19 171H22V170H20L19 169ZM43 171H46V170H43ZM53 172V174L51 173H49V172ZM69 171V172H68ZM71 171V172H70ZM80 171V172H79ZM221 171V170H220ZM260 171V170H259ZM5 172V171H4ZM6 172H9V171H7L6 170ZM23 172V171H22ZM40 172V171H39ZM59 172V171H58ZM219 172V171H218ZM222 172H223V170H222ZM13 173V172H12ZM25 173V172H24ZM42 173V172H41ZM41 173H39V174H41ZM43 173H42V175H43ZM73 173V174H72ZM97 173V172H96ZM256 174H257V172H255ZM7 174V173H6ZM8 174H10V172L8 173ZM21 174V173H20ZM82 174H85V173H82ZM91 174V173H90ZM99 174V173H98ZM105 173L103 172L102 173V175L101 176H104V177H106L105 175H104ZM178 174V173H177ZM2 175V174H1ZM11 175V174H10ZM56 175V174H55ZM59 175V174H58ZM87 175V174H86ZM85 175V176H86ZM196 176V177H194V176ZM200 175V176H199ZM233 175V174H232ZM231 175V176H232ZM3 176V175H2ZM9 176V175H8ZM44 176V175H43ZM66 177H67V175H65ZM78 176H80V175H78ZM90 176V175H89ZM93 176H94V174H93ZM98 176V175H97ZM187 176H189L191 179H188V177ZM230 176V177H231ZM258 176V175H257ZM37 177H39V175L37 176ZM46 177V178H47ZM56 177V176H55ZM69 177V176H68ZM43 178V177H42ZM79 178V177H78ZM78 178L76 179L77 181H81V179L80 180H78ZM81 178V177H80ZM178 178V177H177ZM253 178V177H252ZM255 178H256V176H255V174H254V180H255ZM72 179V178H71ZM90 179H92V177L90 178ZM94 179H95V177H94ZM173 179V178H172ZM257 180H259L258 179V177L256 178ZM4 180V179H3ZM16 180V179H15ZM35 180V179H34ZM39 180V179H38ZM41 180V179H40ZM73 180V179H72ZM72 180H71V182H72ZM75 180V179H74ZM75 180V181H76ZM87 180L89 181V177L87 178ZM177 181V179H174V181ZM208 180V179H207ZM230 180V179H229ZM253 180V179H252ZM252 180H250V182H251V185H253V186H256L257 188H253L255 191L258 189H261V188H263V190H264V186H262L261 184H263V183H261V184H257V181H253V182H256L255 183V185L253 184V182H252ZM19 181V180H18ZM18 181H17V183L16 184H20V183H18ZM36 181V180H35ZM74 181V182H75ZM85 181V180H84ZM93 181V180H92ZM95 181V180H94ZM169 181H171L170 179H169ZM173 181V182H174ZM179 181V182H180ZM190 181V182H189ZM192 181V182H191ZM214 181V180H213ZM21 182V181H20ZM168 182V181H167ZM172 182V185L174 184ZM204 182V183H203ZM215 182V181H214ZM229 182V181H228ZM249 182V183H250ZM259 182V181H258ZM262 182V181H261ZM3 182H1V184H2ZM15 183V182H14ZM73 183V182H72ZM88 183V182H87ZM94 183V182H93ZM97 184H99L100 185V181H98V182H96ZM150 183V182H149ZM170 183V182H169ZM168 183V184H169ZM176 183V182H175ZM211 183V182H210ZM230 183V182H229ZM0 184V185H1ZM11 184V183H10ZM171 184V183H170ZM257 184V185H256ZM3 185V184H2ZM12 185V184H11ZM144 185V184H143ZM166 185V184H165ZM189 185H190V187L192 186V189L194 190H192L190 187H189ZM210 184H208V186H209ZM249 185V184H248ZM250 185V186H251ZM264 185V184H263ZM5 186V185H4ZM66 185H64V187H65ZM69 186V185H68ZM68 186H66V188H67V190H71L72 191V189L70 188V187H68ZM72 186H73V184H72ZM71 186V187H72ZM76 186V185H75ZM89 186V185H88ZM150 186H151V184H150ZM149 186V187H150ZM174 186H175V184H174ZM176 186H177V184H176ZM205 186H206V184H205ZM8 187V186H7ZM10 187V186H9ZM84 187V186H83ZM82 187V188H83ZM85 187H86V184H85ZM101 187V186H100ZM142 189H143V186H140ZM144 187H145V185H144ZM147 187V186H146ZM151 187H154V186H151ZM164 187V186H163ZM0 188H1V186H0ZM81 188V189H82ZM165 188H167V187H165ZM190 190H189V189ZM5 189V188H4ZM3 189V190H4ZM15 189V190H14ZM90 189V190H89ZM145 189V188H144ZM143 189V190H144ZM154 189V188H153ZM157 189V188H156ZM160 189V191H162L163 189L162 188H159ZM162 189V190H161ZM204 189V190H203ZM252 189V190H253ZM67 191L65 188H63V191ZM70 190H69V192H70ZM83 190V189H82ZM150 190H152L151 188H150ZM149 190V191H150ZM173 190V189H172ZM192 190V191H191ZM202 190V192L200 193V191ZM257 190V191H258ZM55 191H58L57 189L55 190ZM73 191V192H74ZM99 191H101V189L99 188ZM154 191V190H153ZM153 191H150L149 193H148V195L147 196H149V194L150 193H152ZM195 191H197L196 193V195L194 194V192ZM205 191H208V190H205ZM260 191V190H259ZM259 191H258V193H259ZM261 191H262V189H261ZM261 191H260V193H261ZM5 192V191H4ZM44 192H46L45 190H44ZM54 192V191H53ZM144 192H145V190H144ZM155 192V191H154ZM154 192L152 193V195H150L151 197L153 196V195H156V193L154 194ZM215 192V191H214ZM220 192V191H219ZM223 192V191H222ZM49 193V192H48ZM81 193V194H80ZM146 193V192H145ZM198 193L200 194L198 197H197V195H198ZM221 193V192H220ZM7 196H6V195ZM38 194H40V195H38ZM58 194V195H57ZM77 194V195H76ZM93 194V195H92ZM103 194V193H102ZM101 194V195H102ZM143 194V193H142ZM190 194H191V196H190ZM193 194L195 195L194 197H193ZM207 194V193H206ZM211 194H212V192H211ZM215 194V193H214ZM255 194V193H254ZM1 195V194H0ZM42 195H43V197H42ZM63 195V194H62ZM78 195H80L79 197L81 198H79V197H77ZM127 195V196H126ZM146 195H145V197H146ZM162 195V196H161ZM256 195V194H255ZM257 195H259V194H257ZM39 196V197H38ZM82 196V197H81ZM142 196V195H141ZM161 196V197H160ZM204 196V195H203ZM210 196V195H209ZM229 196V195H228ZM2 197V196H1ZM41 197V198H40ZM150 197V198H151ZM156 197V196H155ZM186 197L188 198V199H186ZM190 197V198H189ZM193 197V198H192ZM204 197H206V196H204ZM220 197V196H219ZM29 198V199H28ZM33 198V199H38L39 201H40V203H41V201L43 202V205H42V203H41V206H44L43 207V209L41 210V211H37L36 210V207H32V206H34L36 203H38L37 201H34V202H36L35 204L34 203H28L27 201H30V202H33V200L31 201V199ZM79 198V199H78ZM139 198H140V195H139ZM184 198L186 199V201H183L184 200ZM202 198V197H201ZM209 198V197H208ZM215 198H216V195H215ZM217 198H218V196H217ZM253 198V197H252ZM255 198H257L256 196L254 197V199ZM73 199V200H72ZM74 199H75V201H74ZM98 199L100 200V202L98 201ZM142 199V201H144L143 199H144V197L143 198H141ZM146 199V198H145ZM149 198H147V200H148ZM151 199H152V201H151ZM150 200H149V203H150V201H151V203L155 200L154 199V197H152ZM154 199V200H153ZM11 200V202H9ZM94 200L95 201H98L100 204H97L96 202H94ZM140 200V199H139ZM147 200H145V201H147ZM187 200L189 201V203L191 204V205H189V206H187V205H183L182 206V202H184V204L186 203V204H189L188 202H187ZM201 200H203V198L201 199ZM253 200V199H252ZM141 201V202H142ZM144 201V202H145ZM199 202V205H200V207H199V205H198V203L197 202ZM208 201V200H207ZM242 201V200H241ZM23 202V203H22ZM57 202V203H56ZM60 202V201H59ZM64 202V201H63ZM62 202V203H63ZM9 203L11 204V205H9ZM65 203V202H64ZM242 203V202H241ZM2 204H3V202H2ZM34 204V205H33ZM46 204V205H45ZM145 206H144V205ZM195 204H197V206L195 205ZM221 204V203H220ZM31 207H30V206ZM155 205H157V206H155ZM205 205H207L206 207H205ZM10 206V207H9ZM41 206H39V207H41ZM142 206H144V207H142ZM194 206V207H193ZM196 206V207H195ZM219 206V205H218ZM232 206V205H231ZM9 207V208H8ZM16 207V208H15ZM66 207H67V209H66ZM146 207V208H145ZM182 207H186L185 209H183ZM197 207H198V209H197ZM208 207H210V208H208ZM3 208H4V205H3ZM208 209V211L207 212H204L203 210H205V209ZM230 208V207H229ZM0 209H2V208H0ZM34 209V210H33ZM62 209V210H61ZM194 209H196L195 211H194ZM206 209V210H207ZM210 209V210H209ZM16 210V211H15ZM9 213L11 212V211H8ZM214 212V211H213ZM7 213V212H6ZM8 213V214H9ZM17 213H19V212H17ZM46 213V214H45ZM3 214V213H2ZM4 214H3V216H4ZM42 215V214H41ZM43 215V216H44ZM219 215H220V213H219ZM218 215V216H219ZM260 215V214H259ZM2 216V218H4L5 216H7V215H5L4 217ZM10 215H8V217H7V219H9L10 220V222H12V223H15L14 221H13V219H12V221H11V218L9 217ZM14 216H16V214L14 215ZM23 216H27L26 218L27 219H25V217H23ZM216 216V215H215ZM1 217V216H0ZM17 217V216H16ZM34 217V218H33ZM2 218H0V219H2ZM6 218V217H5ZM13 218V217H12ZM19 218V217H18ZM37 218H41V216L40 217H37ZM255 218V217H254ZM33 219V220H32ZM9 220H8V222H9ZM15 220H16V218H15ZM39 220H41L42 221V218L41 219H39ZM47 220H45L44 222H46ZM246 220V219H245ZM244 220V221H245ZM2 221V220H1ZM5 222L7 221V220H4ZM3 221V222H4ZM17 222H18V220H16ZM243 221V222H244ZM4 222V223H5ZM29 222V221H28ZM31 222V223H32ZM225 222V221H224ZM246 222H247V220H246ZM245 222V223H246ZM2 223V222H1ZM0 223V224H1ZM20 223V222H19ZM33 223H36V222H33ZM32 223V224H33ZM21 224V223H20ZM44 224V223H43ZM46 224V225H47ZM221 224V223H220ZM8 225V224H7ZM6 225V226H7ZM256 225L259 227V228H264V220L263 219H259V220H257V223H256ZM255 225V226H256ZM1 226H3V223H2V225H0V228H2ZM27 226V225H26ZM253 226H254V224H253ZM256 226V227H257ZM29 227V226H28ZM40 227V226H39ZM223 227H224V225H223ZM217 228V229H216ZM252 228H254V227H252ZM259 228H257V229H259ZM3 229H4V226H3ZM3 229H1V233H0V236H1V234H2V230ZM7 229H8V227H7ZM26 229H27V227H26ZM37 229V228H36ZM225 229V228H224ZM248 229V228H247ZM256 229V228H255ZM250 230V229H249ZM260 230V232H262L263 234H264V229H263V231H261V229H259ZM221 231V230H220ZM224 231V230H223ZM255 231V230H254ZM257 231V230H256ZM219 232V233H218ZM253 232V231H252ZM6 233V232H5ZM13 233V232H12ZM23 233V232H22ZM24 233V234H25ZM40 233V232H39ZM256 233V232H255ZM261 233V234H262ZM8 234V233H7ZM11 234V233H10ZM152 234V235H151ZM259 234V233H258ZM13 235H9V236H13ZM23 237V238H21L20 239V237L21 236ZM5 236H6V234H5ZM38 236H40V238L38 237ZM242 238V237H241ZM255 239V238H254ZM253 239V241H252V245L250 246V248H251V250H252V252H254V255H255V257H256V259H255V257H254V259L255 260H257V261H255V262H257V264H264V237L262 236V238L260 237L259 239V242H256V240H258V237H257V239L256 240H254ZM1 240H3L2 239V237H1ZM1 240H0V243H1ZM251 240V239H250ZM6 241H7V243H6ZM262 241V242H261ZM6 244H5V243ZM251 242V241H250ZM11 243V244H10ZM257 243V244H256ZM8 244V245H7ZM38 248V249H37ZM36 249V250H35ZM228 251V250H227ZM119 254L118 256H117V253ZM1 253V252H0ZM2 254V253H1ZM33 254V253H32ZM18 255H20V256H22V257H24V259L22 260V258L20 259V258H16V256H18ZM25 255V256H24ZM34 255V254H33ZM2 256V255H1ZM8 256V257H7ZM117 256V257H116ZM40 257V256H39ZM71 257V258H70ZM258 257V258H257ZM15 258V259H14ZM37 259H38V257H36ZM69 258H70V260H69ZM241 258V257H240ZM41 259H43L42 257H41ZM242 259V258H241ZM39 260V259H38ZM0 261H1V259H0ZM44 262V263H47V262ZM35 262V261H34ZM43 262V261H42ZM5 263H6V261H5ZM8 263V262H7ZM6 263V264H7ZM36 263V262H35ZM39 263V262H38ZM37 263V264H38ZM44 263H42V264H44ZM0 264H4V261L2 260V262H0ZM29 264H33V263H31V260H30V263Z\"/></svg>", "mask_w": 264, "mask_h": 264}]
</instances>
